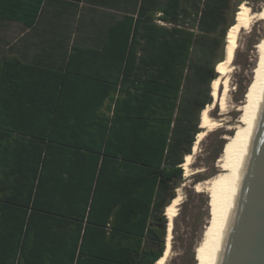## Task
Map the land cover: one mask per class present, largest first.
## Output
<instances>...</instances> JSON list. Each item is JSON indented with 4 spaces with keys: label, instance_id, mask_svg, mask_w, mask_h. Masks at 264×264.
<instances>
[{
    "label": "trees",
    "instance_id": "trees-1",
    "mask_svg": "<svg viewBox=\"0 0 264 264\" xmlns=\"http://www.w3.org/2000/svg\"><path fill=\"white\" fill-rule=\"evenodd\" d=\"M231 2L127 0L100 45L71 43L62 64L0 58V264L163 255L165 208L213 101ZM44 4L0 0V17L32 27Z\"/></svg>",
    "mask_w": 264,
    "mask_h": 264
},
{
    "label": "rangeland",
    "instance_id": "rangeland-1",
    "mask_svg": "<svg viewBox=\"0 0 264 264\" xmlns=\"http://www.w3.org/2000/svg\"><path fill=\"white\" fill-rule=\"evenodd\" d=\"M238 1H240V4L237 6L236 3ZM241 3H246L253 12L260 11L264 6V0H232L228 12L229 19L234 16L237 18L238 13L236 12L239 11ZM56 7L61 10L57 11ZM88 10L90 11L91 9H87V6L71 7L70 5L46 8L42 14V23L44 22V24L41 23L42 25L38 32L43 31L42 26L46 22L50 21L53 25L48 26L44 35L29 34L27 41L32 44L29 45L31 51L27 52V56L33 57L32 54L35 51L41 50L42 43L39 40H50L51 37L54 40L56 33L61 37L66 36L69 42L72 38L73 43L90 44L94 42L95 35L93 36V31L96 28L100 30L96 17H106L105 11L107 10L99 8L90 12ZM54 12L57 14L54 15ZM96 12L98 13L96 14ZM86 13L87 16L83 17ZM91 17L95 18V20L90 19ZM22 28L21 25L17 24L5 26L0 37L4 41H11L19 36L23 30ZM263 37L264 20L256 17L252 19L248 28L243 29L239 33L235 56L230 64V72L228 73L230 76L229 90L226 95L225 106L221 109L218 104H215L208 112L210 122H213V124L210 125L206 135L199 142L196 152L193 153L190 174L184 176L185 180L181 184V197L183 198L177 206L178 212L174 218L170 255H168L164 264H189L193 261V258V264L198 263L201 255L197 248L206 241L205 238L209 236L210 231L215 226L218 209L216 200L212 196L211 190H208L207 187L202 186L201 190L198 191L195 186L198 182L211 178L222 170L218 165V158L224 151L228 141L227 137H233L236 133L232 126L239 122L238 119L241 113L239 106L244 102L245 93L247 95L252 86L255 69L260 58L257 44ZM35 53L38 59H41L44 54H55L38 51ZM220 147H222L221 152Z\"/></svg>",
    "mask_w": 264,
    "mask_h": 264
},
{
    "label": "bare ground",
    "instance_id": "bare-ground-1",
    "mask_svg": "<svg viewBox=\"0 0 264 264\" xmlns=\"http://www.w3.org/2000/svg\"><path fill=\"white\" fill-rule=\"evenodd\" d=\"M237 13L235 23L228 29L226 34L225 58L216 67L218 76L213 80L211 86L213 103L209 104L201 112L200 126L203 127V130L196 135L192 148L193 152L187 154L181 164L184 176L190 174L191 157L196 152L199 142L206 135L210 125L213 124V122H210L208 112L215 104H218L221 109L225 106L226 95L229 90L230 76L228 73L230 72V64L235 56L239 33L250 26L253 18L264 20V6L260 11L253 12L246 3H241ZM257 50L260 58L255 69L252 86L244 102L241 105L239 104V109L241 110L239 122L232 126L236 133L233 137H227L228 141L224 151L218 158V165L222 170L215 176L198 182L195 186L198 191L201 190L202 186L211 190L218 206L215 226L210 231L209 236L205 238L206 241L197 248L201 258L195 264H221L222 261L238 192L240 185H243L245 181L246 167L252 155L253 142L264 112V37L257 44ZM181 196L180 186L176 189L175 198L165 208V215L168 219L165 250L154 264H164L168 255H170L174 218L178 212L177 206L183 198Z\"/></svg>",
    "mask_w": 264,
    "mask_h": 264
},
{
    "label": "water",
    "instance_id": "water-1",
    "mask_svg": "<svg viewBox=\"0 0 264 264\" xmlns=\"http://www.w3.org/2000/svg\"><path fill=\"white\" fill-rule=\"evenodd\" d=\"M221 264H264V112L245 181L238 192Z\"/></svg>",
    "mask_w": 264,
    "mask_h": 264
},
{
    "label": "crops",
    "instance_id": "crops-1",
    "mask_svg": "<svg viewBox=\"0 0 264 264\" xmlns=\"http://www.w3.org/2000/svg\"><path fill=\"white\" fill-rule=\"evenodd\" d=\"M61 2L62 1H60V0H45L43 10L41 11V14H40L37 22L32 27H27L26 25H24L22 22H19V21L7 20V19L0 17V36H1L2 31H3V27H5V26L17 24V25H21V27H23L22 28L23 30L21 31L19 36L17 38H14L11 41H4L0 37V58L6 53H14V54H17L21 59H23L25 61L34 62V60H37V56H36L35 52H37V51L41 52V53L51 52V53H55L53 57L56 58V61L58 62V64H62L63 61L65 60V54L68 52L69 47H70L71 43H73V41L71 38V41L69 42V40H68V38H66V36L61 37L57 33L55 34L56 37L54 38V40H52V37L50 38V40L49 39L39 40L40 43H42L41 47H40L41 50L39 49V50L35 51L32 54L33 57L27 56V52L29 53L31 51V48L29 47V45L32 44L30 41L29 42L27 41L29 34H31V33H36V34H41V35L46 34V30H47L48 26H52L53 23L50 21L46 22L45 25L42 26L43 31H40V33H39L38 30L40 29L41 25L44 24V22L42 23V14L46 8H49L51 6L55 7L58 4H60ZM68 5H70L71 7L87 6V9H91L90 11L97 10L98 8L103 9V10H107V11H105L106 17H100V18L96 17V20L98 19L97 24L99 25L100 30H98L96 28L93 31V36L95 35L94 36L95 41L90 43V45H94V46H98L102 43V41L105 38L106 28L111 23H113L117 19L121 18L122 15L127 12V0H119L118 2H115L113 5H104V4L101 5L98 2L93 1V0H83V1L79 2L77 6L75 5L74 2H69ZM97 13L98 12H96V14ZM56 14L57 13L54 12V15H56ZM85 16H87V13L83 15V17H85ZM90 19L95 20V18H92V17ZM51 40H52V42H50ZM78 43H81V42H78ZM81 44H84V43H81Z\"/></svg>",
    "mask_w": 264,
    "mask_h": 264
}]
</instances>
